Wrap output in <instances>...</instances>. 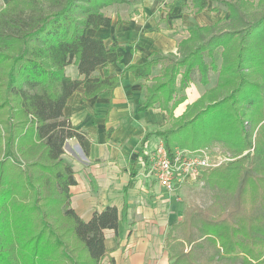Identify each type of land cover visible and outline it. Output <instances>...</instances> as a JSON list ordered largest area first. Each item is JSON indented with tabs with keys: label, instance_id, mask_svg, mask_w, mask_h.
<instances>
[{
	"label": "trees",
	"instance_id": "1",
	"mask_svg": "<svg viewBox=\"0 0 264 264\" xmlns=\"http://www.w3.org/2000/svg\"><path fill=\"white\" fill-rule=\"evenodd\" d=\"M190 1L202 12L211 0ZM126 2L10 0L0 9V264H105L107 257L115 263L105 231L118 230V208L108 205L86 221L72 207L77 180L64 147L76 139L89 155L92 141L64 109L79 87L84 100L99 97L127 72L144 89L138 112L159 108L167 115L168 126L149 132L143 146L155 135L171 156L175 148L220 144L233 158L203 177L229 207L218 215L186 208L165 236L171 264H264V12H249V0H215L211 10L228 12L226 27L194 24L176 52L153 51L117 74L108 60L118 42L88 31L110 28L103 9ZM71 64L79 78L67 74ZM195 71L204 85L217 72V84L176 116L187 100L179 91ZM206 246L212 251L202 257Z\"/></svg>",
	"mask_w": 264,
	"mask_h": 264
},
{
	"label": "crops",
	"instance_id": "2",
	"mask_svg": "<svg viewBox=\"0 0 264 264\" xmlns=\"http://www.w3.org/2000/svg\"><path fill=\"white\" fill-rule=\"evenodd\" d=\"M9 1L0 0V6ZM159 3L149 0L144 5L141 0H133L131 5L141 11L136 17L138 19L119 26L118 16H111L113 24L110 28L88 31L91 36L104 38L107 44L112 43V40L109 42L111 38L118 42L120 47L109 55L108 67L111 71L120 74L123 64L143 63L151 52L165 53V47L172 50L188 36H180L176 40L177 33L174 30L158 28L156 22L163 17L162 11L158 9ZM144 14L147 20L142 19ZM147 29L150 31L144 33ZM142 32L145 45L139 47L137 53L129 48L130 61H124L125 48ZM132 54L141 61L132 60ZM66 72L72 78L80 77L74 64L69 65ZM196 89L198 95L194 99L189 98L188 101L189 95L186 94L184 110L188 103L194 102L204 93ZM83 94V87H79L68 99L64 109L65 115L84 128L92 141L89 155L84 153L76 139H69L65 144V147L77 148L75 157L69 156L64 147L65 156L77 180L76 185L71 186L72 207L86 221L91 219L96 210L101 211L108 205L118 208V230L105 231L106 246L115 260L114 264H171L165 236L171 225L182 220L186 206L180 199L171 200L176 192H168L157 182L145 179L139 173L142 156L153 147L158 136H149L144 146L143 139L149 132L164 129L167 124L166 112L159 108L138 112L143 88L131 72L125 74L122 84L114 91L86 100ZM111 102L112 108L109 110ZM179 106L175 110L176 116L184 112L179 110ZM132 164L137 168L135 178L131 177Z\"/></svg>",
	"mask_w": 264,
	"mask_h": 264
},
{
	"label": "rangeland",
	"instance_id": "3",
	"mask_svg": "<svg viewBox=\"0 0 264 264\" xmlns=\"http://www.w3.org/2000/svg\"><path fill=\"white\" fill-rule=\"evenodd\" d=\"M131 1L133 0H128V2L126 3L114 4L105 7L103 11L107 15L114 17L118 16L119 26L128 25L129 23L135 21V19H138L136 17L141 12L137 7H133L131 5ZM148 1L149 0H141V2H143L144 5ZM153 1L160 2L158 9L162 11L163 14V17L160 18V21L156 22L158 28L164 27L166 29L174 30L177 33L176 40H179L181 38L180 36H187L188 28L194 24L204 25V24H212L214 22L220 21V26L223 27L227 26L228 12L224 10H219V11L211 10L212 7L216 5L215 0H211L208 4V7L202 12H198L196 8L193 7V4L190 0H153ZM249 1H250L249 12L251 13L253 12L255 14H261L264 12V4L258 5V0H249ZM3 6L4 5L0 6V9ZM143 18L144 20H147L146 14L142 16V19ZM148 31L150 30L149 29L144 30V33H147ZM143 35H144L143 32L139 33V35L135 38V40L130 42L129 47L125 48L126 59H124V61L127 62L130 61V56L128 54L129 48L130 49L132 48L136 52L139 50V47L145 45V43H143L144 42L142 38ZM111 40L113 41V39L111 38L109 42ZM177 49H178V43L176 44L175 48H173L172 50H170V48L168 47H165V53H169L172 51L176 52ZM134 55L133 57H131L132 60L141 61L139 58L136 59ZM216 57L218 64H220L221 63L220 54L218 53ZM141 59H143V57ZM117 63L119 64V62ZM98 72H102L101 69ZM160 72H161L160 67H157L153 70L152 76L158 75L160 74ZM217 80H218V73L210 71L209 83L207 85H204L200 82V75L198 71H195L190 86L185 91H179V93L188 94L189 95L188 101H189V98L194 99L198 95V91L196 88H198L201 93L205 92L208 89L214 87L217 84ZM150 83L151 81L145 82L146 85ZM143 94H144V89H143ZM183 108H185V103L179 106V110H184ZM167 126L168 125L165 124L164 128ZM65 148L67 149L68 155L71 157H75V154L78 153L76 147L66 146ZM212 148L223 149L224 147H222L220 144H215ZM66 159L68 160L67 157ZM228 162L224 164H227ZM172 199H180V201H182L186 206L185 210L186 208L203 207V208H207L210 214L212 215H218L224 208L229 207L228 203H231V201L227 200V198L218 189L216 190L211 189L209 186H207L205 180L197 181L193 184L187 183L182 188H178L176 190V194L172 196L171 200ZM211 251H212L211 246H206V248L203 249L202 251V257H205ZM104 263L110 264L109 259L106 258L104 260Z\"/></svg>",
	"mask_w": 264,
	"mask_h": 264
},
{
	"label": "built area",
	"instance_id": "4",
	"mask_svg": "<svg viewBox=\"0 0 264 264\" xmlns=\"http://www.w3.org/2000/svg\"><path fill=\"white\" fill-rule=\"evenodd\" d=\"M231 154L217 148L188 151L175 148L171 156L162 138L140 160V175L157 182L168 192H176L185 184L202 181L204 174L231 161Z\"/></svg>",
	"mask_w": 264,
	"mask_h": 264
}]
</instances>
